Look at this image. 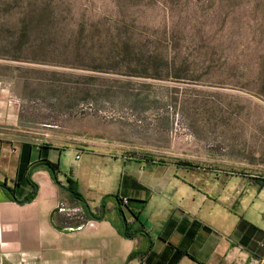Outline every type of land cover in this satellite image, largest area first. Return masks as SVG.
<instances>
[{"label":"rangeland","instance_id":"obj_1","mask_svg":"<svg viewBox=\"0 0 264 264\" xmlns=\"http://www.w3.org/2000/svg\"><path fill=\"white\" fill-rule=\"evenodd\" d=\"M18 141L165 161L230 202L229 173L264 177V0H0V144Z\"/></svg>","mask_w":264,"mask_h":264},{"label":"crops","instance_id":"obj_2","mask_svg":"<svg viewBox=\"0 0 264 264\" xmlns=\"http://www.w3.org/2000/svg\"><path fill=\"white\" fill-rule=\"evenodd\" d=\"M76 151L82 153L78 159ZM42 161L57 164L54 179ZM162 163L85 142L18 141L14 155L0 144V166L14 171L10 182L0 181L15 198L0 188V264H264V177L248 182L229 173L221 192L231 194L233 184L240 191L226 203L221 193L213 198L194 183L168 178ZM67 178L76 181L83 203L70 198ZM179 184L192 190L186 203L154 200ZM237 207L250 208L256 217L237 214ZM119 224H127L131 235L119 231Z\"/></svg>","mask_w":264,"mask_h":264},{"label":"trees","instance_id":"obj_3","mask_svg":"<svg viewBox=\"0 0 264 264\" xmlns=\"http://www.w3.org/2000/svg\"><path fill=\"white\" fill-rule=\"evenodd\" d=\"M39 165L42 166L43 168H45L50 173V175H51V177L53 179L55 178V174L57 172V164L50 163L48 161H42ZM66 183H67V190L69 191L70 198L73 199V200H76V201H78L80 203H83L84 199H83V197L81 196V194L78 192V190L76 188L77 187L76 181H74V180H72L70 178H67L66 179ZM33 187L35 188L36 185L33 184ZM0 188H2L6 192V194L8 195L9 198L15 199L14 196H13V188L7 186L6 181H0ZM33 197H34V190H33V192H31L29 194V196H27L25 198V201L31 200ZM116 201H117V203L118 202L122 203V201H118V199H116ZM117 212H118V214L121 213L120 209H117ZM133 216L136 217V215H134V214H133ZM124 226H125V228H123ZM124 226L119 224V226H118L119 231L123 232V234L126 235V236H130L131 233L129 232L128 225L125 224ZM134 255H135V253H131L129 258L134 257Z\"/></svg>","mask_w":264,"mask_h":264},{"label":"flooded vegetation","instance_id":"obj_4","mask_svg":"<svg viewBox=\"0 0 264 264\" xmlns=\"http://www.w3.org/2000/svg\"><path fill=\"white\" fill-rule=\"evenodd\" d=\"M103 207H104V205H101V208H102V209H101V215H102V216H103L104 211H105ZM124 227H125V226H124Z\"/></svg>","mask_w":264,"mask_h":264},{"label":"built area","instance_id":"obj_5","mask_svg":"<svg viewBox=\"0 0 264 264\" xmlns=\"http://www.w3.org/2000/svg\"><path fill=\"white\" fill-rule=\"evenodd\" d=\"M76 159H78V156H76ZM123 203L125 204L126 203V200L124 199L123 200ZM59 210H61V209H59ZM69 231L71 230V229H68ZM140 264H144L143 262H141Z\"/></svg>","mask_w":264,"mask_h":264},{"label":"water","instance_id":"obj_6","mask_svg":"<svg viewBox=\"0 0 264 264\" xmlns=\"http://www.w3.org/2000/svg\"><path fill=\"white\" fill-rule=\"evenodd\" d=\"M106 197H103V199L101 200V202H103L105 200ZM102 218V217H101ZM100 218V219H101ZM129 262V259L126 261V264Z\"/></svg>","mask_w":264,"mask_h":264}]
</instances>
